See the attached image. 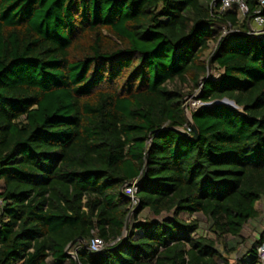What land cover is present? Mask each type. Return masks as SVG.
Listing matches in <instances>:
<instances>
[{
    "label": "trees",
    "instance_id": "trees-1",
    "mask_svg": "<svg viewBox=\"0 0 264 264\" xmlns=\"http://www.w3.org/2000/svg\"><path fill=\"white\" fill-rule=\"evenodd\" d=\"M244 1L240 17L211 0H0V264H76L74 240L79 264H259L264 225L234 261L225 242L264 199V37ZM193 94L196 140L176 131ZM224 98L241 111L205 105Z\"/></svg>",
    "mask_w": 264,
    "mask_h": 264
},
{
    "label": "built area",
    "instance_id": "built-area-1",
    "mask_svg": "<svg viewBox=\"0 0 264 264\" xmlns=\"http://www.w3.org/2000/svg\"><path fill=\"white\" fill-rule=\"evenodd\" d=\"M211 5L212 6L218 5L220 12L231 10L233 9V7H236L238 12L242 16H245L248 13V6L244 0H211ZM263 5H264V0H258L259 7L253 12V18L247 34L254 35L257 37H264V18L261 15ZM195 99L196 97L194 98V100ZM194 100H192V102L190 103V107H193L196 104V102L198 103L200 102L199 100H197L196 102ZM182 130L189 133L192 132L190 125H186ZM138 184H139L138 179H135L131 182L124 183L122 186V192L130 198L132 208L135 207V205L138 203V198L136 197ZM114 243L115 242H112L111 245ZM88 245H89L88 249L90 251H96V252L103 251L107 247V244L99 237H94L93 239H91ZM256 253H257L258 263L264 264V243H261L256 247ZM72 257L74 256L72 255Z\"/></svg>",
    "mask_w": 264,
    "mask_h": 264
},
{
    "label": "rangeland",
    "instance_id": "rangeland-1",
    "mask_svg": "<svg viewBox=\"0 0 264 264\" xmlns=\"http://www.w3.org/2000/svg\"><path fill=\"white\" fill-rule=\"evenodd\" d=\"M211 76H212V79H214V80H217V79L220 78V74L218 72H212L211 71ZM194 96H197V94L186 95L184 97V104L187 107L186 115H187L188 119L191 118L190 111L192 109H195V108H198L201 105H204L201 102H199V103L196 102L197 99L194 100V98H195ZM192 100H194L196 102V104L193 107H190V103L192 102ZM217 102L223 103V104L228 105V106H232V107H234V108H236V109L241 111V108H239L236 105L230 103L228 100L214 101L213 103H209V104L207 103L205 105H211V104H214V103H217ZM255 207L262 214V218L260 220L249 221L244 226L243 237H244V239H246V241L244 242L243 240H240L237 243V241H235L231 236H226L225 237V242H232L233 241V244H235L237 246V250H235L230 255V259L232 261L236 260L237 257H239L240 255H242L244 253V251L247 249V247H249V245L253 241L254 232L259 230L261 228V226L264 225V199H263V201L257 202ZM195 217L199 218L200 226L202 228L206 229L208 227V222L205 220V218L203 216H200V214H196ZM217 244L221 247L220 243H217Z\"/></svg>",
    "mask_w": 264,
    "mask_h": 264
},
{
    "label": "water",
    "instance_id": "water-1",
    "mask_svg": "<svg viewBox=\"0 0 264 264\" xmlns=\"http://www.w3.org/2000/svg\"><path fill=\"white\" fill-rule=\"evenodd\" d=\"M207 79H212V76H211V67H210V66H208V74L204 77V80H207ZM194 97H196V96H194ZM222 100H228V99L224 98V99H222ZM228 101H229L230 103L234 104L232 101H230V100H228ZM217 103H220V102H217ZM183 104H184V103H183ZM234 105H235V104H234ZM184 109H185V111H187V107H186L185 104H184ZM188 121H189V125L191 126L192 132L189 133V132L183 131L182 129H179V130L176 129V131H177V132H180L181 134H183L184 136L188 137V138L191 139V140H196V139L199 137V132H198L197 126H196L195 123L191 120V118L188 119ZM170 129H172V128H170ZM174 130H175V129H174ZM128 222H129V217H128L127 222H126V229H125V232H127V230H128ZM76 241H77V240L72 241V242L67 246V248H66V253H67L68 255H70V256L73 255V256H74L73 258H74L76 264H79V261H78V259H77L76 254H75V253L72 254V253L69 251L70 246L73 245ZM86 247H87V249L89 248L88 243H86ZM92 253L96 254V253H98V252H96V251H92Z\"/></svg>",
    "mask_w": 264,
    "mask_h": 264
},
{
    "label": "crops",
    "instance_id": "crops-1",
    "mask_svg": "<svg viewBox=\"0 0 264 264\" xmlns=\"http://www.w3.org/2000/svg\"><path fill=\"white\" fill-rule=\"evenodd\" d=\"M239 16L241 17L242 15L241 14H239ZM243 17V16H242ZM249 26H250V24H249ZM71 253H75V251L74 250H71L70 251ZM76 254V253H75ZM70 257H72V256H70ZM73 258V257H72ZM74 259V258H73Z\"/></svg>",
    "mask_w": 264,
    "mask_h": 264
}]
</instances>
